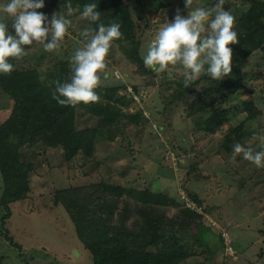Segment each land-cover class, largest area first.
I'll list each match as a JSON object with an SVG mask.
<instances>
[{
  "label": "rangeland",
  "instance_id": "1",
  "mask_svg": "<svg viewBox=\"0 0 264 264\" xmlns=\"http://www.w3.org/2000/svg\"><path fill=\"white\" fill-rule=\"evenodd\" d=\"M121 1L133 21V39L113 42L95 89L96 103L109 106L115 119L104 124L87 106L74 107L75 130L93 140L89 156L79 152L67 158L61 146H47L37 134L23 139L17 151L30 168L29 193L7 201V208L1 205L0 174V264H91L85 242L118 236H127L130 245L149 244V252L184 245L181 251L171 249L178 252V264H264V167L242 153L233 159L236 143L254 151L264 147V44L241 63L233 93L223 86L236 79L229 74L220 81L201 75L185 87L176 67L157 73L142 57L177 8L185 15L216 0H191L188 8L183 0ZM65 3L45 0L37 11L50 17L64 12ZM223 6L235 17L238 36L229 45L232 70L238 62L234 49L243 48L238 23L251 6L245 0H224ZM71 7V25L59 48L25 46L14 62L17 71H33L52 95L56 82L70 79L69 58L83 44L81 30L96 27L80 16V8ZM4 22L11 23L7 17ZM243 102H250L255 118H247ZM12 108L0 88V127ZM219 113L220 126L203 131V123ZM9 143L17 145V139L10 136ZM222 231L231 250L220 244L209 252L203 246L206 233L212 232L216 243ZM239 240L253 256L238 253Z\"/></svg>",
  "mask_w": 264,
  "mask_h": 264
},
{
  "label": "clouds",
  "instance_id": "2",
  "mask_svg": "<svg viewBox=\"0 0 264 264\" xmlns=\"http://www.w3.org/2000/svg\"><path fill=\"white\" fill-rule=\"evenodd\" d=\"M183 3L188 8L191 0H183ZM44 4L45 0H0V74L7 75L14 70L15 65L10 60L23 57L25 46L39 44L45 51L60 47L71 25L70 0H66L64 12H53L50 17L37 11ZM223 5L224 0H216L212 7H194L185 15L177 8L172 19L166 18L149 41L143 64L157 73L176 67L185 87L201 75L212 81L223 80L231 71L233 50L229 45L238 42L235 17ZM80 16L96 27L81 30L83 44L69 58L70 79L56 82L52 99L59 105L88 104L100 99L95 91L99 73L105 68V57L113 42L122 37L119 23L99 22L101 12L96 3L85 4ZM4 17L10 20V25L4 22ZM167 74L174 78L173 72ZM240 153L256 167H264V147L254 151L236 143L233 159Z\"/></svg>",
  "mask_w": 264,
  "mask_h": 264
},
{
  "label": "trees",
  "instance_id": "3",
  "mask_svg": "<svg viewBox=\"0 0 264 264\" xmlns=\"http://www.w3.org/2000/svg\"><path fill=\"white\" fill-rule=\"evenodd\" d=\"M63 1L66 2V0ZM245 1H248L251 7L238 23V29L241 30L239 44L243 48H238V52L234 49L238 62L229 73L232 78L236 79L222 84L230 94L240 85L241 63L251 52L262 48L264 44V3L257 0ZM70 3L81 10L87 3H96L98 11L101 8L105 10L104 20L100 19V22L105 25L112 22L120 24L122 37L116 42L133 39V21L121 0H70ZM133 56L142 65L136 51ZM15 60L12 59L10 62L14 63ZM0 88L13 101L12 112L0 127V174L3 183L1 205L7 208V201L19 199L29 193L27 172L30 168L20 162L17 151L23 139L33 138L37 134L43 138L47 146H61L67 158L79 152L89 156L93 148V140L87 132L75 130L74 107L87 106V111L100 117V120L105 121L104 124L112 122L115 116L109 106L101 107V103L57 104L52 99L53 95L50 91L41 86L33 71L21 72L15 67L10 74H0ZM101 92L103 96H106L109 91L103 89ZM243 105L247 118H255L256 110L252 108L250 102H243ZM222 116L219 113L213 119L203 123V131L213 132L220 126ZM10 136L17 139V145L9 143ZM35 141L37 139L29 140L30 143H35ZM209 236L214 238L210 232L206 233L203 245L211 252L214 251L213 246L222 245V239L219 233L215 236L217 238L215 243ZM89 239L92 240L93 237L90 236ZM130 244L127 236H118L86 241L84 247L90 254L91 264H178V252H172L171 249L178 251L185 249L183 245L177 248L175 246L165 248L166 250L162 252H149L146 250L149 244L145 242L140 243V246Z\"/></svg>",
  "mask_w": 264,
  "mask_h": 264
},
{
  "label": "crops",
  "instance_id": "4",
  "mask_svg": "<svg viewBox=\"0 0 264 264\" xmlns=\"http://www.w3.org/2000/svg\"><path fill=\"white\" fill-rule=\"evenodd\" d=\"M235 210H236V209H235ZM239 220H240V218H239ZM228 221L231 222L232 220L228 219ZM233 222H234V220H233ZM236 224H238V223H235V226H236ZM231 225H232V224H231ZM239 225H240V224H239ZM210 233H212V232H210ZM219 233H220V232H219ZM219 233H218V234H219ZM218 234H217V235H218ZM217 235H215V236H217ZM239 241H240V240H239ZM239 245L241 246V248L238 249V253L241 254V255H243L244 258H247L248 255L253 256V253H252V252H250V253H249V252H246L247 249H245V244H243V246H242V245H241V241H240V242H239ZM246 245H247V244H246ZM203 246H204V245H203ZM254 247H255V246H252V247L249 248V249L252 250V248H254ZM254 249H255V248H254ZM253 252H254V250H253ZM235 253H236V252H235ZM239 254H238V255H239Z\"/></svg>",
  "mask_w": 264,
  "mask_h": 264
},
{
  "label": "built area",
  "instance_id": "5",
  "mask_svg": "<svg viewBox=\"0 0 264 264\" xmlns=\"http://www.w3.org/2000/svg\"><path fill=\"white\" fill-rule=\"evenodd\" d=\"M220 237H221V239H222V246H223V248L224 249H227L228 251H230L231 250V246H230V240H228V234H227V232H220Z\"/></svg>",
  "mask_w": 264,
  "mask_h": 264
}]
</instances>
